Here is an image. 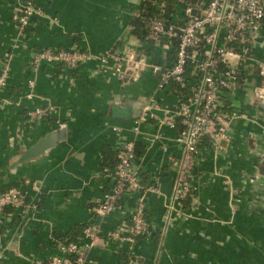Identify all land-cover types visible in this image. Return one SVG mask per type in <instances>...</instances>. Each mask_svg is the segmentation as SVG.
I'll return each mask as SVG.
<instances>
[{
	"label": "crops",
	"instance_id": "obj_1",
	"mask_svg": "<svg viewBox=\"0 0 264 264\" xmlns=\"http://www.w3.org/2000/svg\"><path fill=\"white\" fill-rule=\"evenodd\" d=\"M20 1L0 0V68L5 61L8 67L0 89V190L22 188L30 207L5 211L0 264H46L57 253L51 235L96 222L92 208L112 185L102 168H113L125 141L135 143L141 186L159 178L158 191L144 197L150 233L133 243L107 235L115 228L127 233L141 190L126 191L102 218L83 264H264V104L253 96L258 64L264 65V22L240 64V80L220 93V104L235 114L229 139L218 152L202 142L188 208L175 204L169 217L174 160L181 152L177 130L158 122L161 110L133 130L147 99L161 107L177 101L174 83L156 87L157 58L145 55L131 78L96 60L75 68L29 64L42 48L141 55L129 23L141 0H36L42 15L25 30L15 21ZM47 105L55 108L50 117L30 125L26 112ZM37 144L40 151L29 155ZM75 240L89 243L80 234Z\"/></svg>",
	"mask_w": 264,
	"mask_h": 264
},
{
	"label": "built area",
	"instance_id": "obj_2",
	"mask_svg": "<svg viewBox=\"0 0 264 264\" xmlns=\"http://www.w3.org/2000/svg\"><path fill=\"white\" fill-rule=\"evenodd\" d=\"M175 1L181 11L174 14L171 21L155 15L149 16L145 24L146 39L164 52L176 40L175 58L171 65H154L153 69L160 70L158 89L169 83L177 86V101L171 107H161L152 97L147 99L133 126V130L138 132L140 123L157 117V111L161 110L158 122L177 130L176 141L181 146V152L174 160L173 187L167 208L169 217L175 210L174 205L182 206V200L194 189L192 174L200 143L207 139L209 147L218 152L229 139L230 121L235 114L227 112L220 104V93L235 86L241 73L240 64L247 57L264 22V0ZM157 9L162 11V5ZM40 15L42 8L36 0H21L15 21L20 29L25 30L32 24L33 18ZM139 54L131 50L108 49L101 54H91L81 52L78 47L42 48L34 52L29 64L33 66L44 60L75 68L83 60H96L101 66L112 64L117 73L121 71L122 78L124 74L131 78L139 73L140 65L144 64L145 53ZM258 66L260 81L253 88V96L258 103L264 104V65ZM7 73L5 61L0 68V89L6 84ZM29 84L33 85V82ZM54 110L51 105L34 107L26 112V120L30 125H36L49 118ZM134 146L133 141L122 143L116 151L115 166L103 169L105 175L112 179V185L92 208L98 220L84 227L83 237L89 243L57 240L51 235L57 253L46 264H83L88 245L101 232L102 218L119 207L121 196L129 190L140 189L141 192L135 209L129 215L131 222L128 223L127 233L123 235L115 228L107 235L133 243L137 236L149 231V223L144 215V197L146 192L158 191L159 178L154 176L150 184L141 186ZM24 183L29 184L30 181L26 179ZM26 195V191L18 186L0 190V227L6 208L23 211L30 207Z\"/></svg>",
	"mask_w": 264,
	"mask_h": 264
},
{
	"label": "trees",
	"instance_id": "obj_3",
	"mask_svg": "<svg viewBox=\"0 0 264 264\" xmlns=\"http://www.w3.org/2000/svg\"><path fill=\"white\" fill-rule=\"evenodd\" d=\"M159 5H162V7H163L162 11H158L157 7ZM180 11H181V7L178 5V3L175 0H141V5L139 8V14L132 16L130 19V22H129L131 25L132 33L141 42V47L139 48V51L142 53H145V55H148V56L150 55L152 58H157L158 65H162L163 67L170 66L171 62L174 61L175 51H176L175 50L176 49V40H173L171 47L165 52L161 48L155 47L153 44H151L146 39L147 28H146L145 21L147 20V18L149 16H155V15L163 17V18L171 21L174 18V14L180 13ZM238 80H240V77L238 78ZM238 80H237V82H238ZM205 140L207 141V144H208L207 139H204L202 142H204ZM202 142L200 143V145L202 144ZM200 145H199V147H200ZM116 162H117V159H116V152H115L114 162L112 164L113 167L115 166ZM104 168H105V166L102 168V170ZM192 191L193 190L191 189V191H190L189 195L186 197V199L182 200L183 208L184 207L188 208L189 202L191 201L190 196H191ZM7 209L8 208H6L5 211ZM9 209L12 210L13 208H9ZM144 215H145V213H144ZM130 222L131 221L129 219L128 223H130ZM85 225L86 224H84L83 226H79L80 231L75 230V228H76L75 227L73 230L69 231V233H67L65 235H60V234L54 233V237L57 240H75L77 234L84 236L83 230H84ZM0 230H1V227H0ZM148 233H150V225H149V231L147 233H144V234L137 236L136 239L138 237L145 236ZM52 244L55 245V242L52 241Z\"/></svg>",
	"mask_w": 264,
	"mask_h": 264
},
{
	"label": "water",
	"instance_id": "obj_4",
	"mask_svg": "<svg viewBox=\"0 0 264 264\" xmlns=\"http://www.w3.org/2000/svg\"><path fill=\"white\" fill-rule=\"evenodd\" d=\"M194 13V12H193ZM39 144L35 145V146H32L29 150H28V153L29 155H35L39 152Z\"/></svg>",
	"mask_w": 264,
	"mask_h": 264
},
{
	"label": "rangeland",
	"instance_id": "obj_5",
	"mask_svg": "<svg viewBox=\"0 0 264 264\" xmlns=\"http://www.w3.org/2000/svg\"><path fill=\"white\" fill-rule=\"evenodd\" d=\"M122 78V77H121Z\"/></svg>",
	"mask_w": 264,
	"mask_h": 264
}]
</instances>
